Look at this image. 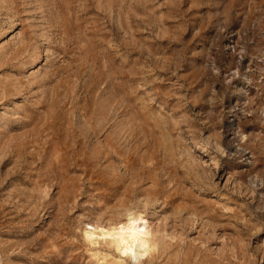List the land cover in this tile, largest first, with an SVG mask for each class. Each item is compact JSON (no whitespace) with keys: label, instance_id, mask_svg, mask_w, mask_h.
Here are the masks:
<instances>
[{"label":"rangeland","instance_id":"rangeland-1","mask_svg":"<svg viewBox=\"0 0 264 264\" xmlns=\"http://www.w3.org/2000/svg\"><path fill=\"white\" fill-rule=\"evenodd\" d=\"M0 264H264V0H0Z\"/></svg>","mask_w":264,"mask_h":264}]
</instances>
